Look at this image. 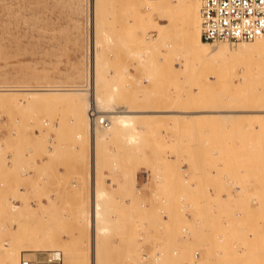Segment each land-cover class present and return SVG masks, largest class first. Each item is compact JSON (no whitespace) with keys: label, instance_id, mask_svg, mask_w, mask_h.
I'll return each instance as SVG.
<instances>
[{"label":"rangeland","instance_id":"obj_1","mask_svg":"<svg viewBox=\"0 0 264 264\" xmlns=\"http://www.w3.org/2000/svg\"><path fill=\"white\" fill-rule=\"evenodd\" d=\"M141 3L0 0V264H264V61L196 57L181 18ZM93 91L144 114L91 154ZM44 228L49 245L22 241Z\"/></svg>","mask_w":264,"mask_h":264},{"label":"bare ground","instance_id":"obj_2","mask_svg":"<svg viewBox=\"0 0 264 264\" xmlns=\"http://www.w3.org/2000/svg\"><path fill=\"white\" fill-rule=\"evenodd\" d=\"M139 1L142 2L143 4H145L147 6L146 8L148 10H151L153 12L161 11L163 14L169 15L170 16V19H169L170 25H173V26L176 25V21H178L181 18L182 23H183L182 39H183L184 46H185V48H187V50H189L196 57L203 58V59H209V58H213L216 56H222L225 58L224 60L227 63H229V61H231V62L232 61H235V62H238V61L244 62L245 61L246 62V60H249V57H251V60L253 59L252 61H264V40H263L264 38L263 37L256 38V41L253 42L252 44H245L243 46V48L245 49L246 53H244V54H240L238 52H231V51H229L228 47H223V45H221L222 47L221 46H219V47L213 46V43L211 41H206V40L202 39V22H201V14H200V8H201L202 0H176V3L174 2V0H155L152 4L149 3V0H139ZM143 4L141 5L142 7H143ZM243 50L241 49V51H243ZM0 90L4 91V88H0ZM8 90H11V89H8ZM67 90H70V89H67ZM28 91H29V93H38L41 91H54V92L57 91L58 92V91H62V89H57V88H31ZM72 91L82 93L83 88L73 89ZM83 92H85V91H83ZM94 93L95 92L93 91V97H94L93 100H92V98L88 100L89 106H92V108H93L94 107L93 104H95L96 106L99 105L98 107H101V108L97 109V111H96V108H95L96 106H95L94 107L95 111L97 113H99V115H101V116L107 114L109 116V117L107 116L109 119H106L104 122H101V124L105 126V130H104V127H102V129L100 127L99 130L96 127L95 128L93 127V129H94L93 131L91 128L90 137H91V140L93 141V144L92 145L90 144V147H89V152L91 154H93L95 149H96V141L98 139H100L102 136H104L106 138L107 133H109V131L111 132V130L113 131L114 129H117L119 127H121V128L132 127L134 115H139V114L143 115L144 114L143 113L144 110H143V112L139 111V112H135V113L132 110H128V109L116 110L112 106V101H113L112 95L107 96V98L105 97V99L103 100L100 97L101 94L99 96H96V93L99 94L98 91L95 94ZM234 96H235L234 98L233 97L232 98L230 97V98L231 99H235V98L237 99L236 95H234ZM243 96L244 95H242V97L240 96V98L238 96V99L244 98ZM250 97H251V95H250ZM98 101L100 102V104H98ZM231 104H233V103H231ZM229 110L224 109V111H227L228 114L230 113V112H228ZM208 111H212V110H208ZM224 111L222 113H224ZM203 112H205V111H203ZM195 113H197V112L192 110V111H185L182 114L192 115ZM205 113H209V112H205ZM150 114H148V115H150ZM152 114H153V112H152ZM154 114H155V112H154ZM224 114H226V113H224ZM99 115L98 116L90 115L91 117L89 119L91 120V123H92V121H94V123L96 125V123L98 121L97 118H99ZM110 116L112 117V119L114 117V119H113L115 121L114 125H111L112 121L110 119ZM101 124L99 126H101ZM111 134H112V132H111ZM125 135L126 136H124V137H125V139H127V142L132 141L134 139L133 134H128V135L125 134ZM79 136H81V134H78V137ZM102 138H101V141H104V140H102ZM134 142H135V140H134ZM93 183H94L93 184L94 196H93V200H92L93 216L95 218L97 217V221L100 222V221H102V219H100V218L102 217V205L104 204L103 203L104 201H102V199L104 197V192L102 190H98V188H97V192H96V182H93ZM93 226L96 227V219L93 222ZM92 228L93 227H91V229ZM40 231L38 232L36 230H31L30 232H25L24 235L22 236V241L24 240L23 242H25L26 244H30L31 245L30 249H35V250H38V249L44 247L43 245H45V246L49 245V242H50L49 231H47L46 228H44L41 232ZM258 237H260V236H258ZM20 252H21V249H19L17 247L14 251H12V252L10 251V252L6 253L4 264H18Z\"/></svg>","mask_w":264,"mask_h":264},{"label":"built area","instance_id":"obj_3","mask_svg":"<svg viewBox=\"0 0 264 264\" xmlns=\"http://www.w3.org/2000/svg\"><path fill=\"white\" fill-rule=\"evenodd\" d=\"M202 39L211 42H250L264 38V0H202ZM95 111H91L94 116ZM101 122H104L101 119ZM63 252L54 249L43 259L22 256L20 264L61 263Z\"/></svg>","mask_w":264,"mask_h":264},{"label":"crops","instance_id":"obj_4","mask_svg":"<svg viewBox=\"0 0 264 264\" xmlns=\"http://www.w3.org/2000/svg\"><path fill=\"white\" fill-rule=\"evenodd\" d=\"M184 148H185V143H184ZM183 169H184V170H187V166L184 165Z\"/></svg>","mask_w":264,"mask_h":264}]
</instances>
